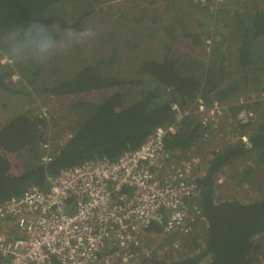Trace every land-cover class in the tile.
<instances>
[{"label":"trees","instance_id":"trees-1","mask_svg":"<svg viewBox=\"0 0 264 264\" xmlns=\"http://www.w3.org/2000/svg\"><path fill=\"white\" fill-rule=\"evenodd\" d=\"M107 2L110 0H0V57L12 59L14 66L13 70L9 64H0V91L3 94L22 99V96L32 94L70 96L103 92L98 100L79 98L71 104L76 113L73 128L63 143L54 149L48 162L40 160L43 153L39 148L43 141L41 131L47 127L48 120L39 111H23L0 127V202L22 194L33 185L47 187V177L55 176L61 168L102 156L116 159L124 152L138 148L157 127L175 119L170 104L176 99L189 104L199 99L209 105L215 100L222 102L235 97L238 85L222 84L223 75L218 68H208L207 74L199 73L196 60L186 55L167 54L168 51L161 60L154 57L141 60L140 70L144 76L141 79L119 78L108 73L117 59L116 51H112L110 56L87 65L72 77L48 83L40 73L39 58L46 54L44 46L78 28L87 16L100 10L97 9L99 5ZM233 2L236 3L233 0L229 5ZM242 7L245 12L232 18L241 27L239 64L249 73L253 69L250 47L255 39L264 37V9L255 8L249 12L246 6ZM66 8H71L73 13ZM153 13L151 8H146L143 13L151 26L160 21L158 14ZM181 22L178 24L182 25ZM229 26L234 34L237 31L234 25L230 23ZM164 30L175 39L172 30ZM185 35L190 37L189 33ZM14 71L19 77L8 84L7 79ZM8 104L4 101L0 109L4 110ZM205 132L197 118L188 116L181 121L177 132L165 139V147L170 152L188 149L196 143H204ZM253 150L264 154V112L259 127L249 136L248 142L239 141L213 152L204 174L197 181L200 188L198 202L207 221V228H199L205 235L202 248L176 259L159 260L155 256L152 264H255L254 251L261 252L255 237L264 236V198L251 202H216L214 197L223 169ZM18 152H27V158H24L20 172L13 174L8 154ZM150 228L148 234L160 230L158 226Z\"/></svg>","mask_w":264,"mask_h":264},{"label":"rangeland","instance_id":"rangeland-1","mask_svg":"<svg viewBox=\"0 0 264 264\" xmlns=\"http://www.w3.org/2000/svg\"><path fill=\"white\" fill-rule=\"evenodd\" d=\"M232 1L171 0L169 4L168 0H110L99 5L101 7L97 9L100 10L87 16L78 28L64 33L57 42L44 46L46 54L39 58L42 68L40 73L48 83L70 78L87 65L116 51V64H113L108 73L119 78L141 79L144 78L140 70L141 60L147 57L161 60L168 51L167 54L171 52L174 56L186 55L196 60L199 73L207 74L208 68H218L223 75L222 84H237L235 97L248 102L264 90V37L255 39L250 47L253 69L248 73L239 64L241 27L232 17L245 12L242 11V5L249 12L255 8L264 9V0H234L237 4L233 2L230 6ZM146 8L154 9L160 17L157 25L151 26L145 18L143 13ZM66 11L73 13L71 8H66ZM180 21L183 26L178 24ZM230 23L237 30L234 34ZM164 29L172 30L175 39H171ZM111 32L112 36L109 37ZM185 33H189L190 37ZM51 70L53 72L50 75ZM12 82H15L12 77L7 79L8 84ZM28 89L32 91L30 87ZM102 95V91L70 96L44 93L40 96H22L20 99L17 96L9 97L0 91V107L4 101L9 103L7 107H3L4 110L0 109V127L10 117L23 111H39L48 120L47 127L41 131L42 138L57 147L69 136L76 119L71 104L79 98L95 101ZM249 107L250 104L247 103L246 108ZM251 109L253 117L247 122V126L241 125L246 122L234 121L229 111V116H223V120L217 124L215 133L203 137L204 143L179 150L178 155L196 158L198 173L201 174L212 150L232 146L243 141L242 135H248L249 138L257 130L263 117L264 100L255 103ZM234 131L240 138L230 137ZM248 138H245L246 142ZM8 158L11 173L16 174L24 167L27 152L9 153ZM214 197L216 202H251L264 198V154L260 150L249 151L244 157L226 166L218 176ZM199 228L180 236H166L160 232L147 234L136 264H152L155 256L159 260H166L198 252L205 241L204 230L201 232ZM255 239L261 252L254 251V263L264 264V236L258 235ZM173 242H178L177 249L170 250L169 254L162 250L167 245L172 248L170 246Z\"/></svg>","mask_w":264,"mask_h":264},{"label":"built area","instance_id":"built-area-1","mask_svg":"<svg viewBox=\"0 0 264 264\" xmlns=\"http://www.w3.org/2000/svg\"><path fill=\"white\" fill-rule=\"evenodd\" d=\"M0 64L14 70L6 56ZM11 77L19 76L14 71ZM261 100L264 90L248 102L241 97L209 105L199 99L174 101L175 119L157 127L138 148L116 159L102 156L61 168L47 177V187L33 185L1 201L0 264H136L150 227L158 226L166 236L206 227L198 202L196 180L202 173L197 159L170 152L165 139L188 116L206 129L204 136L214 134L229 111L234 121L242 110L250 120L251 108ZM230 137L240 138L235 131ZM39 145L41 162H48L57 147L44 140ZM178 245L162 250L169 254Z\"/></svg>","mask_w":264,"mask_h":264},{"label":"water","instance_id":"water-1","mask_svg":"<svg viewBox=\"0 0 264 264\" xmlns=\"http://www.w3.org/2000/svg\"><path fill=\"white\" fill-rule=\"evenodd\" d=\"M245 114H246L245 110H242V112L241 111L239 112V114H238L239 122H241V123L246 122L247 123L249 121V119L247 117H245Z\"/></svg>","mask_w":264,"mask_h":264},{"label":"flooded vegetation","instance_id":"flooded-vegetation-1","mask_svg":"<svg viewBox=\"0 0 264 264\" xmlns=\"http://www.w3.org/2000/svg\"><path fill=\"white\" fill-rule=\"evenodd\" d=\"M221 150H222V149H221ZM217 151H218V149H217ZM211 152H212V153H213V152H216V150H212ZM212 153H211V155H212ZM211 155L209 156V158H207V161L210 159ZM207 161H206V163H207ZM205 167H206V164H205V166L203 167L204 170H205ZM204 170H203L202 174L199 175V177L197 178L196 181H198V179L202 177V175L204 174ZM217 181H218V180H217ZM197 185H198V182H197ZM197 190H198V195H199V192H200L199 185H198V189H197ZM202 228H203V227H202ZM204 228H207V226L204 227Z\"/></svg>","mask_w":264,"mask_h":264},{"label":"clouds","instance_id":"clouds-1","mask_svg":"<svg viewBox=\"0 0 264 264\" xmlns=\"http://www.w3.org/2000/svg\"><path fill=\"white\" fill-rule=\"evenodd\" d=\"M175 101H176V102L179 101V102H181V103L186 102V101L181 100V99H176ZM227 101H228V100H226V102H227ZM173 102H174V101H173ZM224 102H225V101H224ZM171 103H172V102H171ZM170 109H171V104H170ZM248 122H249V121H248ZM244 142H246V141H244ZM247 142H248V140H247ZM247 142H246V143H247Z\"/></svg>","mask_w":264,"mask_h":264}]
</instances>
